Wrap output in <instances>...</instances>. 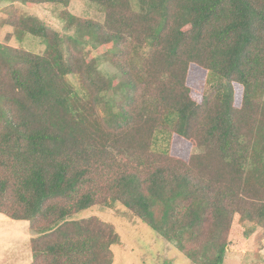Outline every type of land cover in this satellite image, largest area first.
I'll list each match as a JSON object with an SVG mask.
<instances>
[{"label": "trees", "instance_id": "1", "mask_svg": "<svg viewBox=\"0 0 264 264\" xmlns=\"http://www.w3.org/2000/svg\"><path fill=\"white\" fill-rule=\"evenodd\" d=\"M87 1L105 20L65 11L73 36L2 10L46 49L0 43V215L29 223L31 264H112L115 227L75 216L115 203L192 264H224L236 215L245 238L264 229V0Z\"/></svg>", "mask_w": 264, "mask_h": 264}, {"label": "rangeland", "instance_id": "2", "mask_svg": "<svg viewBox=\"0 0 264 264\" xmlns=\"http://www.w3.org/2000/svg\"><path fill=\"white\" fill-rule=\"evenodd\" d=\"M9 5H14L21 13L38 18L61 35H75L74 30L66 28L61 17L65 11L84 20L100 23L105 20L100 7L87 0H71L67 7L59 4L29 6L22 4L20 0H0V43L36 55L44 53L45 42L30 34H26L22 40L13 35V28L5 26L6 16L2 11ZM86 48H90V45ZM92 53L102 71L114 74L115 69L105 59L104 48L92 50ZM262 102L264 104V99ZM156 143L158 149L164 148L165 137L158 136ZM201 151L196 149L194 152ZM92 216L112 224L120 235V243L111 248L112 264H192L174 245L167 243L119 204L115 203L111 207H91L80 212L75 219ZM253 226L252 223L242 221L238 215L234 217L224 264H264V229L258 227L254 235L249 238L244 236L245 230ZM31 238L32 232L28 222L15 221L0 215V264H31Z\"/></svg>", "mask_w": 264, "mask_h": 264}]
</instances>
